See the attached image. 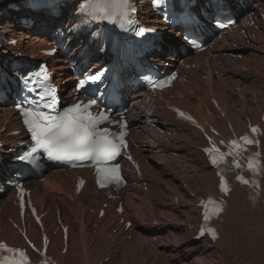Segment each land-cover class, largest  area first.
<instances>
[{
	"label": "bare ground",
	"instance_id": "6f19581e",
	"mask_svg": "<svg viewBox=\"0 0 264 264\" xmlns=\"http://www.w3.org/2000/svg\"><path fill=\"white\" fill-rule=\"evenodd\" d=\"M138 1L141 6V19L155 26L160 24V20L151 18L153 15L146 9L147 0ZM254 3H256L255 7H264V0L235 1L236 5L252 6ZM0 6H6V0H0ZM71 8L72 6L68 5V8L60 12L61 18L68 17L65 26L71 19V16H67ZM56 10L57 8L53 7L49 11ZM232 10L238 12L237 8ZM24 13L25 15L26 13L32 14L29 10L18 13L12 10L3 12L0 19V36L16 38V48L25 53L28 59H36L39 57L37 50L46 47L45 42L48 38L46 27L37 28V25L42 23L44 17H47L57 28H61V18L53 17L48 11H38L32 16L37 23L30 28L20 26L15 21ZM243 22L244 19L241 23ZM205 24L206 27L211 25L206 22ZM254 33L255 38L250 41H240V39L233 41L234 45L242 46L243 55L240 60L232 59L227 55L235 64H239L227 70L232 77L244 72L246 79L251 78L245 81L248 82L246 100L243 102L237 100V104L234 102L228 104L225 101L226 98L224 99L225 94L221 95L223 93L221 87L227 84L223 82L215 88L211 83L214 101L220 108V113H223V117L220 113L217 114V110L203 107L204 104L198 99L197 94L192 97L189 104L180 100L182 94H179L175 103L180 104L183 109L195 115L201 122H208L223 135L228 133V124L238 134H242L246 130L245 119L261 124L263 131L261 142L264 153V123H261L262 110H264V31L254 30ZM232 36L233 34L227 33L221 39H211L213 47L225 44ZM235 36L237 37L236 33ZM162 38H165L164 35ZM168 43L174 47L178 45L175 39L174 43ZM82 44L86 45V42ZM164 52L169 53L167 50ZM221 52L224 51L221 50ZM204 55L203 53L188 55L187 59L199 61L200 68L208 70L212 68V62L216 59L213 53ZM77 56L78 52L74 51L69 56L60 54L58 57L48 59L51 69L55 72V81L61 86L60 92L64 95L68 93L74 81L71 76V64L75 60H77L75 67L80 64ZM103 60L101 59L100 62ZM154 62L161 65L159 63L161 61L154 60ZM99 66L100 64H95V68ZM214 69L218 72L225 71L219 66ZM190 82L194 89L200 92L197 78L190 75ZM177 87L180 86L177 85ZM214 89L217 90L214 91ZM123 96L135 102L129 108L132 116L137 113V109L141 107L147 94H143L141 90L131 91L129 89L128 93H124ZM146 114L141 113L134 117L130 125V134L135 146L133 152L141 162L142 177L131 174L130 183L121 193L125 203L124 215L132 222L131 227L126 231L124 225L119 223L123 216L116 215L115 205L111 201L108 203L114 206L107 209L106 218L104 216L97 219V211L94 214L89 213V208L99 209L101 204L106 202V198L101 194L97 196L92 185L79 197L74 196L73 173L49 169L41 179L24 182V185L32 191L37 205L50 209V223H57L56 209L58 208L60 219L70 226L66 253L64 255L60 253L63 249L60 232L50 235V253H53L61 264H264V181L261 199L254 205L248 202L243 191L238 189L233 191L228 200V207L218 225L220 238L217 243L212 244L205 239L192 240L194 233L191 227H194L199 218V211L195 208L197 201L194 197L215 193L218 184L214 171L208 167L204 157L197 150V147H204L205 142L196 129L176 121L166 105L157 107V114L160 116L157 126L164 131L163 134L157 133L147 123V119L152 118V111L145 119L143 116ZM19 128L15 112L5 104L0 109V130L5 129L12 132ZM21 141L23 140L20 137H5L3 140L5 145L15 149ZM5 157L9 158L8 155ZM14 159L15 157L12 160L7 159L0 165V187L6 179L11 177L9 164ZM186 165L194 167L190 173L192 187L185 180H181V176L185 177L182 170ZM177 169L180 176L172 173ZM85 175L89 177V174ZM2 176L6 177L4 181L1 180ZM147 181L149 186L147 191H144L143 185ZM4 196L0 202V240H7L22 246L23 240L7 220L11 218L18 223L17 207L12 202L13 192H8ZM164 196L169 199L168 202ZM78 200H83L84 204L79 205ZM173 210L178 211L182 216H172ZM174 219L176 221H171ZM111 220L115 221L112 227ZM89 222L97 226L94 227ZM111 229H116L117 233H113ZM29 235L39 243V233L34 235L29 232ZM127 236L131 238L127 240ZM153 240L159 243H154ZM132 243L136 247H133ZM129 252H132L131 255Z\"/></svg>",
	"mask_w": 264,
	"mask_h": 264
},
{
	"label": "snow or ice",
	"instance_id": "6c2138e0",
	"mask_svg": "<svg viewBox=\"0 0 264 264\" xmlns=\"http://www.w3.org/2000/svg\"><path fill=\"white\" fill-rule=\"evenodd\" d=\"M154 4L158 6L159 0H154ZM89 5L101 14L111 10L112 15L119 14L121 17L126 16L129 11L133 10L130 0H87V3L83 7L87 8ZM141 31L143 30L141 29ZM90 79L95 81L97 77L93 76ZM167 82L164 81L155 86H163ZM84 86L85 82L81 81L79 87L83 88ZM95 104V100L90 101L89 104H76L54 117L39 111L38 108L24 109V123L31 131L32 139L36 142V146L46 149L51 158L95 160L98 165H107L109 161L119 155L120 148L126 146L124 140L126 133H112L107 127H99L109 117L103 112L96 113L95 115L90 112L89 109ZM44 107L49 106L45 105ZM180 114L183 115V113ZM121 127H124V125H121ZM251 132L256 134L258 129L253 127L251 128ZM220 143L223 144L224 142L221 141ZM256 143L258 141L255 139V135L253 137L243 136L238 140L229 142L227 153L220 152L215 146L206 148L204 151L208 154L212 165L217 168L227 165L224 159L226 155L233 157V167L242 168L244 165H241L239 160L241 155L247 152L246 146ZM259 156V153H253L248 156L246 166L253 176L264 172V166L260 165ZM97 173L103 175L107 181L113 183L121 182L118 165L112 168L98 167ZM237 180L242 184H251L254 187H259L254 180L245 179L242 175H238ZM220 189L223 193L229 192V187L223 174H221ZM209 203L215 204L216 202L210 199ZM202 207L205 206L202 204ZM221 210V207H217L214 214L218 215ZM203 215L205 222L211 218L207 207H205ZM209 231L212 237L216 238L214 230ZM203 234L204 232L201 231V235ZM0 252L11 254V256L0 255V264H27L26 254L20 249L9 248L5 244L0 243ZM16 255L21 259H15Z\"/></svg>",
	"mask_w": 264,
	"mask_h": 264
},
{
	"label": "rangeland",
	"instance_id": "374dc122",
	"mask_svg": "<svg viewBox=\"0 0 264 264\" xmlns=\"http://www.w3.org/2000/svg\"><path fill=\"white\" fill-rule=\"evenodd\" d=\"M247 80H251V78L250 77H248L247 78ZM246 80V81H247ZM198 81H199V79H198ZM200 82V81H199ZM245 84H244V92H245V94H246V97L248 98V93H247V89H246V85H247V83L248 82H244ZM255 83V82H254ZM202 84V83H201ZM219 84H221V83H219ZM219 84H214V88L217 86V85H219ZM222 86V85H221ZM230 88H229V87ZM224 87L226 88V90H225V88H223V90L225 91V95H228L227 97H226V102L229 104V103H232L233 101H235V97H234V100H233V96H232V94L230 93V90L232 89V84H230L229 82L227 83V85H224ZM201 89H205V88H201ZM228 89H230V90H228ZM229 92V93H228ZM224 99H225V97H224ZM231 100V101H230ZM205 104H208L207 103V101L205 100V102H204ZM235 103L237 104V102L235 101ZM209 106V105H208ZM248 114V113H247ZM250 114V113H249ZM248 114V115H249ZM193 166H191V165H186L184 168H183V175H185V177H182L181 176V180H185V182L190 186V187H192L191 186V183H190V181H191V177H190V173H191V171L193 170ZM179 170L177 169V170H175V171H172V173H174V174H176V175H179L180 176V174H179V172H178ZM165 197V196H164ZM165 200L168 202L169 201V199L167 198V197H165ZM172 216H182L180 213H178V211H176V210H173L172 211ZM169 219V218H168ZM171 221H176V219H174V220H171ZM127 239H129V236L127 237ZM182 240H184V239H182ZM152 242H154V243H159V241H157V240H153ZM132 246L133 247H136L133 243H132ZM139 249V248H138ZM131 253L132 252H129V255H131ZM107 261V260H106Z\"/></svg>",
	"mask_w": 264,
	"mask_h": 264
}]
</instances>
